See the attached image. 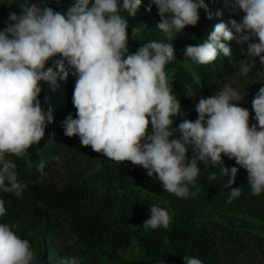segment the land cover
Returning a JSON list of instances; mask_svg holds the SVG:
<instances>
[{"label": "clouds", "instance_id": "clouds-1", "mask_svg": "<svg viewBox=\"0 0 264 264\" xmlns=\"http://www.w3.org/2000/svg\"><path fill=\"white\" fill-rule=\"evenodd\" d=\"M152 2L160 17L156 27L167 37L195 26L200 9L208 19L213 16L205 0ZM140 5L141 0H122V4L76 0L62 14L25 0L20 15L9 13L0 30V191L20 197L25 190L17 178V165L6 157L24 156L44 137L53 117L38 99L40 82L55 85L62 73L61 79L70 74L76 77L72 103L77 118L69 113L62 121L65 136H78L83 146L117 163L130 161L143 167L147 176L155 175L163 190L179 198H188L189 186L195 187L198 161L205 167L219 165L221 177H228L227 203L240 196L241 189L231 187L238 168L224 166L222 154L247 171L252 195L264 192V86L252 100L256 124L250 126L249 110L235 103L243 99V93L225 85L215 95L199 99L194 121L184 119L172 128L174 118L183 115L165 72L174 58V47L151 41L129 53L127 46L128 21L119 13L123 9L135 16ZM232 8L243 12L242 18L216 23L202 44L186 46L184 56L198 64H209L220 54L231 57L225 42L235 39L237 44H247L241 49L247 58L239 61L240 74L246 76L255 57L264 65V0H234ZM146 10L151 11V4ZM57 55L60 58L53 59ZM49 60L59 72L46 67ZM257 75L264 77V73ZM185 96H196L191 85H185ZM175 132L181 135L172 138ZM188 146L193 152L190 159ZM44 167L43 161L37 165L41 175ZM208 179L215 180L216 173L211 172ZM5 212L0 199V216ZM170 220L166 209L153 205L142 224L167 229ZM34 259L29 241L0 224V264H30ZM183 260L184 264H203L195 257ZM62 264H79V259L66 258Z\"/></svg>", "mask_w": 264, "mask_h": 264}, {"label": "trees", "instance_id": "trees-1", "mask_svg": "<svg viewBox=\"0 0 264 264\" xmlns=\"http://www.w3.org/2000/svg\"><path fill=\"white\" fill-rule=\"evenodd\" d=\"M218 1L208 0L207 3H212L216 8L221 6ZM146 5L145 0H141L135 16H129L125 11L128 16L129 53L135 52L147 42L160 38L157 28L150 25V11L146 10ZM151 5V11L157 9L153 2ZM208 8L210 10V7ZM213 19V16L212 19H208L205 10L200 9L198 23L192 26V34H189L190 45L203 43L216 24ZM135 23H142L143 27L131 28ZM246 58L241 48L236 47L231 51V57L222 54L220 61L216 63L198 64L191 60V63L186 65L174 58L169 61L165 70H173L172 94L179 100L183 112V115L174 118L173 127L177 128L184 119L193 121L197 116L195 105L199 99L213 93L217 83L226 84L228 76L240 67L239 61ZM254 59L256 63L249 75L254 80L251 82V89L257 92L264 86V77L257 75L258 72L264 73V65H261L259 57ZM48 66L50 65L46 67ZM75 79V76L68 75L58 92L54 94L49 92L46 84L42 86L47 98L41 99L40 102L49 105L47 109L51 110L52 122L46 125L45 135L41 141L30 146L24 156L6 157L17 165V178L26 187L20 197L14 193H2L6 212L0 216V222L6 224L9 220L13 223L23 215L26 217L28 224L23 230L10 229L19 238L29 241L30 250L33 251L34 246L38 248L34 264H62L66 259L67 254L58 243L60 223L58 212L67 211L74 204L82 203L84 197H87L83 202L84 219L78 221L76 225L83 239L101 233L108 221V211L113 205L118 204L121 211H125L126 207L131 208L134 213H143L153 205L169 212V207L160 201L161 197L169 198L173 203V216L169 227L148 229L136 239V243L144 249L146 258L151 263L184 264L183 257L188 256L200 259L203 264H218L220 255L229 253L231 247L241 242L238 238L244 234L264 243L262 236L254 232L257 226L264 229V192L259 196L252 195L247 178L235 181L231 185L233 188L241 189L240 196L231 203H227L230 189L225 187L223 180H211L202 186H189V197L179 198L163 190L155 175L147 176V170L141 166L136 169V173L104 172L102 184L75 180L62 187L44 186L41 178L44 179L54 165L55 157L52 152L54 138L64 134L62 121L69 113L73 118H77L72 103ZM185 85H191L196 93L194 98L185 96ZM148 131H151L150 126ZM224 157L222 154L223 162ZM41 161L45 163L44 175L37 171V165Z\"/></svg>", "mask_w": 264, "mask_h": 264}, {"label": "rangeland", "instance_id": "rangeland-1", "mask_svg": "<svg viewBox=\"0 0 264 264\" xmlns=\"http://www.w3.org/2000/svg\"><path fill=\"white\" fill-rule=\"evenodd\" d=\"M206 3L208 0H205ZM221 6L213 7L212 3H207L210 7V11L213 13L214 23L224 22L228 23L230 19H236L239 21L244 15L243 12H234L232 8V3L234 0H219ZM218 1V2H219ZM11 2L12 4H8ZM28 3H35L33 0H27ZM122 4V0H118ZM147 3L146 8L152 3V0H145ZM25 3V0H0V30L5 27V22L8 21V16L10 12H15L17 15L21 14V5ZM76 0H39L37 4L38 7H50L55 11L66 13L67 9L73 6ZM152 6V5H151ZM219 12L220 15H216ZM123 18L128 21V16L125 10L121 9L120 13ZM222 18V19H221ZM150 25L156 27L160 20L158 15V9L150 11ZM226 21V22H225ZM142 23H135L131 28H142ZM159 39L157 42L173 43L174 47V59L181 63L189 65L191 59L184 56V50L187 45H190L189 34H192V26H186L180 32H174L171 37L165 36L158 28ZM235 34V30H233ZM252 42H256L254 39ZM231 48L246 49L247 44H237L234 40L225 42ZM246 56V53H244ZM264 55V53H262ZM222 54L218 55L217 59L213 62L220 61ZM60 58L58 55L53 59ZM53 67V71L59 72L58 68L52 64V60H49L46 64ZM169 77L170 87L173 70H165ZM62 73L57 76L56 84L53 85L49 82H40V86L46 84L49 88V92L56 93L60 89V86L65 82L66 78L61 79ZM251 79L249 73L246 76L240 74V67L236 69L234 73H231L226 81V84L219 85L217 83L213 88V93L208 96L215 95L216 92L221 90L225 85L231 86L238 92L243 93V99L235 103L238 106L247 108L250 113L249 125L256 124L254 119L255 113L252 109V100L255 95V91L251 89ZM47 98V93L43 90L38 95V99ZM47 102V101H46ZM42 107L48 108L47 103L41 104ZM197 116L193 119V121ZM172 128L173 125H171ZM181 135L179 132H175L172 138H177ZM52 152L54 154L55 160L54 165L49 173H47L42 179V184L44 186L51 187H62L73 181L87 182L89 184H102V175L104 172L114 173L117 171H123L127 173H136V169H139L138 165H133L130 161H123L117 163L105 156L102 153H97L92 150L90 146H83L80 142L78 136L68 137L61 134L54 138L52 144ZM187 157L190 159L193 155L191 146H188ZM223 165L226 167H237L238 172L236 174L235 181L239 182L244 178H247V171L236 164L235 159H229L227 156L224 157ZM197 166L200 169L198 176L195 178V186L206 185L209 181L208 176L211 172L216 173L217 181H226L227 176L224 178L220 175V166L209 165L205 167L202 162H197ZM3 191H0V199H2ZM87 197H84L82 203H77L67 211H59L58 216L60 218L59 223V239L58 243L62 250L67 254V257H75L79 259L81 264H156L151 263L146 258L144 249L136 243V239L139 235L143 234L150 228H145L143 226V221L150 217V209H147L143 213H134L133 210L126 207L125 211H121L118 204L113 205V207L108 211V221L106 226L103 228L101 233L95 237H88L89 239H83L76 229L78 221L84 219V203ZM161 202L169 207V215L173 216V203L169 201V198H160ZM0 224H5V222H0ZM28 224V220L23 215L18 221L10 223L9 220L6 223L13 230H23V228ZM257 234L262 236L264 239V229L263 227L257 226L254 230ZM94 238V239H93ZM255 237L248 234L238 238L241 240L240 243L235 244L231 247L229 253H223L220 255V260L218 264H264V243H260L254 239ZM125 245H128L125 247ZM227 245V244H226ZM38 248L33 247L34 256L36 257V251ZM33 264L35 263L32 261Z\"/></svg>", "mask_w": 264, "mask_h": 264}]
</instances>
